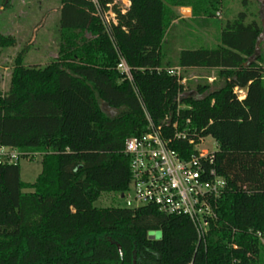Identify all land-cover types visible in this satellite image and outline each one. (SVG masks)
<instances>
[{
  "label": "trees",
  "instance_id": "obj_1",
  "mask_svg": "<svg viewBox=\"0 0 264 264\" xmlns=\"http://www.w3.org/2000/svg\"><path fill=\"white\" fill-rule=\"evenodd\" d=\"M130 2L123 10L115 0H61L60 57L44 67L19 57L9 90L0 92V148L42 155L36 180L25 182L20 156L0 154V264H264L262 26L241 11L218 45L183 47L172 62L173 7H191L198 23L221 1ZM110 8L115 21L106 22ZM121 59L131 78L117 69ZM172 65L216 69L223 84H198V97H181L183 76L169 74ZM100 102L118 113L108 115ZM178 103L190 108L177 114ZM166 114L181 125L190 119V128L219 144L214 166L228 187L201 239L184 215L94 205L103 193L130 187L125 141L148 130L147 116L159 124ZM179 147L192 153L187 141Z\"/></svg>",
  "mask_w": 264,
  "mask_h": 264
},
{
  "label": "rangeland",
  "instance_id": "obj_2",
  "mask_svg": "<svg viewBox=\"0 0 264 264\" xmlns=\"http://www.w3.org/2000/svg\"><path fill=\"white\" fill-rule=\"evenodd\" d=\"M220 1L219 8L213 11L212 18L206 21L203 20V16H200L199 22L196 23L193 14L188 20L178 16V19L174 21V26L168 35V39L171 41V48L168 52L172 62H175V56L183 47H214L218 45L219 36L225 23L234 20L241 11L247 13L248 21L256 19L262 26L257 54L264 55V0ZM115 2L123 10L131 5L130 0H115ZM60 10L61 0H0V39L2 37L13 39L12 44L3 45L0 42V92L6 93L9 90L12 73L19 57L22 58L25 66L36 67H44L60 57L62 47L66 45L65 34L63 35L60 27ZM104 20L106 22L115 21V14L111 8L105 11ZM261 65L264 69V63ZM180 75L183 76V84L186 87L181 97H198L196 91L198 84H211L217 87L223 84V78L219 76L216 69L188 68L182 69ZM100 104L108 115L114 116L118 113L106 103L100 102ZM207 141L210 142L207 147L214 150L216 148L214 139L208 137ZM1 152L8 157L11 153L20 156L17 149L0 150ZM41 159L40 153L30 154L26 157L20 156L19 165L23 181L34 182L36 180L42 169ZM25 191H29V189ZM94 205L125 208V199L116 192L103 193L94 202ZM149 236L159 239L161 232L152 231Z\"/></svg>",
  "mask_w": 264,
  "mask_h": 264
},
{
  "label": "built area",
  "instance_id": "obj_3",
  "mask_svg": "<svg viewBox=\"0 0 264 264\" xmlns=\"http://www.w3.org/2000/svg\"><path fill=\"white\" fill-rule=\"evenodd\" d=\"M117 69L132 77L124 59ZM181 70V67H173L167 72L179 77ZM236 92L243 98L242 89L237 88ZM186 108L190 106L178 103L177 114ZM147 119L148 130L125 141L124 153L130 158L132 178L130 187L119 196L125 199L126 208L150 205L167 215L187 216L199 238H204L217 217V201L228 187L226 178L214 166L219 144L212 136H200L196 129L190 128V119L183 125L179 117L172 114H166L159 124L149 116ZM208 137L215 141L214 150L207 147L210 145ZM179 140L192 146L189 156H185L186 149L179 147ZM17 158L11 153V161Z\"/></svg>",
  "mask_w": 264,
  "mask_h": 264
},
{
  "label": "crops",
  "instance_id": "obj_4",
  "mask_svg": "<svg viewBox=\"0 0 264 264\" xmlns=\"http://www.w3.org/2000/svg\"><path fill=\"white\" fill-rule=\"evenodd\" d=\"M129 7V6H128ZM174 11L176 12V14L181 18V19H185V20H188L191 16H192V9L191 7H181V6H178V7H173ZM244 91V90H243ZM244 96H245V92H244ZM243 96V97H244ZM3 149L5 150H12L10 148H6V147H3Z\"/></svg>",
  "mask_w": 264,
  "mask_h": 264
},
{
  "label": "water",
  "instance_id": "obj_5",
  "mask_svg": "<svg viewBox=\"0 0 264 264\" xmlns=\"http://www.w3.org/2000/svg\"><path fill=\"white\" fill-rule=\"evenodd\" d=\"M260 41L258 40V43H259Z\"/></svg>",
  "mask_w": 264,
  "mask_h": 264
}]
</instances>
